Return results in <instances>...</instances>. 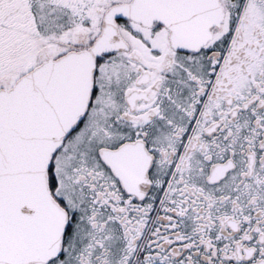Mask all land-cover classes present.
<instances>
[{"label": "snow or ice", "instance_id": "6c2138e0", "mask_svg": "<svg viewBox=\"0 0 264 264\" xmlns=\"http://www.w3.org/2000/svg\"><path fill=\"white\" fill-rule=\"evenodd\" d=\"M0 264H264V0H0Z\"/></svg>", "mask_w": 264, "mask_h": 264}]
</instances>
